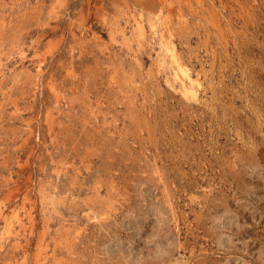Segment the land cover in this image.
Wrapping results in <instances>:
<instances>
[{
  "label": "rangeland",
  "instance_id": "obj_1",
  "mask_svg": "<svg viewBox=\"0 0 264 264\" xmlns=\"http://www.w3.org/2000/svg\"><path fill=\"white\" fill-rule=\"evenodd\" d=\"M0 264H264V0H0Z\"/></svg>",
  "mask_w": 264,
  "mask_h": 264
},
{
  "label": "bare ground",
  "instance_id": "obj_2",
  "mask_svg": "<svg viewBox=\"0 0 264 264\" xmlns=\"http://www.w3.org/2000/svg\"><path fill=\"white\" fill-rule=\"evenodd\" d=\"M176 70L178 71V73L182 76V78L185 80V81H182L181 83V87L183 88L184 91H188L190 90V85H192V79L189 77V75L185 72V70H183L179 65L176 67ZM177 73H175V76ZM188 82V84H186L185 82Z\"/></svg>",
  "mask_w": 264,
  "mask_h": 264
}]
</instances>
